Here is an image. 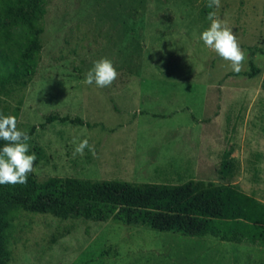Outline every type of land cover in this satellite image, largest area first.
<instances>
[{
    "label": "rangeland",
    "instance_id": "rangeland-1",
    "mask_svg": "<svg viewBox=\"0 0 264 264\" xmlns=\"http://www.w3.org/2000/svg\"><path fill=\"white\" fill-rule=\"evenodd\" d=\"M47 0L39 68L5 98L19 107V130L38 126L33 176L131 183H223L218 169L233 148L231 184L264 202V0ZM216 11L246 53L241 72L200 39ZM111 60V86L83 80ZM80 117L89 128L54 122ZM209 119L208 122L205 120ZM211 119V120H210ZM198 121V122H197ZM84 139L89 148L74 155ZM75 140V143L73 141ZM8 264H264V248L161 233L111 220L60 219L20 212Z\"/></svg>",
    "mask_w": 264,
    "mask_h": 264
},
{
    "label": "trees",
    "instance_id": "trees-1",
    "mask_svg": "<svg viewBox=\"0 0 264 264\" xmlns=\"http://www.w3.org/2000/svg\"><path fill=\"white\" fill-rule=\"evenodd\" d=\"M46 7L47 0H0V114L14 115L17 122L20 108L12 109L5 98L13 90L27 87L37 73ZM257 53L264 55V50L255 49L253 55ZM250 67V71L226 77L254 78L260 70L254 61ZM54 122L97 126L80 117L55 114L46 117L42 127ZM37 128L34 125L24 132L32 137ZM5 143L0 140V148ZM233 152L229 148L222 155L218 175L223 183H131L75 177L40 181L28 176L24 185H0V264L9 263L15 219L23 211L60 219L111 220L161 233L264 248V202L230 183L237 171Z\"/></svg>",
    "mask_w": 264,
    "mask_h": 264
},
{
    "label": "clouds",
    "instance_id": "clouds-1",
    "mask_svg": "<svg viewBox=\"0 0 264 264\" xmlns=\"http://www.w3.org/2000/svg\"><path fill=\"white\" fill-rule=\"evenodd\" d=\"M207 7L219 9L221 0H209ZM210 26L204 30L200 39L209 48L214 50L221 58L230 62L234 73L242 71L246 53L241 48L237 35L228 25L227 19H221L216 11L208 14ZM118 72L111 60L102 58L94 63L83 83L105 88L112 85ZM17 118L14 115L0 114V140L6 141L0 148V185H24L28 175L33 172L37 157L35 153L29 154L30 136L17 127ZM75 143V140L73 141ZM85 148L91 149L87 139L82 140L74 150V155L84 154Z\"/></svg>",
    "mask_w": 264,
    "mask_h": 264
}]
</instances>
